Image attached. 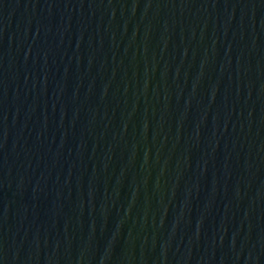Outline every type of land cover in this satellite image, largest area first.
I'll return each mask as SVG.
<instances>
[{"label": "water", "instance_id": "1", "mask_svg": "<svg viewBox=\"0 0 264 264\" xmlns=\"http://www.w3.org/2000/svg\"><path fill=\"white\" fill-rule=\"evenodd\" d=\"M101 264H264V0H78Z\"/></svg>", "mask_w": 264, "mask_h": 264}]
</instances>
